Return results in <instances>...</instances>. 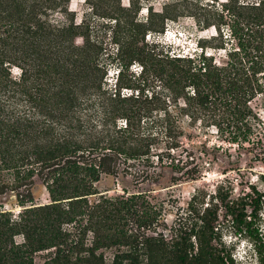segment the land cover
Segmentation results:
<instances>
[{
    "label": "trees",
    "instance_id": "1",
    "mask_svg": "<svg viewBox=\"0 0 264 264\" xmlns=\"http://www.w3.org/2000/svg\"><path fill=\"white\" fill-rule=\"evenodd\" d=\"M86 1L114 23L115 52L104 53L86 22L68 17L70 0H0V194L30 189L39 177L50 196L28 206L21 193L17 218L0 209V264H35L34 253L49 248L55 255L43 264H221L215 200L226 202L237 231L254 234L264 208L255 185L254 197L231 203L221 186L212 202L197 189L166 236L145 231L162 217L147 192L125 186L108 195L96 183L104 173L139 180L159 166L197 179L195 149L202 158L224 143H262L264 0H181L163 7L160 23L153 12L141 21L135 1ZM185 14L213 29L198 40L199 52L170 54L146 41L143 28L160 31ZM112 63L119 67L109 83ZM89 233L94 245L85 248ZM113 244L130 247L107 262L97 250Z\"/></svg>",
    "mask_w": 264,
    "mask_h": 264
},
{
    "label": "rangeland",
    "instance_id": "2",
    "mask_svg": "<svg viewBox=\"0 0 264 264\" xmlns=\"http://www.w3.org/2000/svg\"><path fill=\"white\" fill-rule=\"evenodd\" d=\"M122 5L128 7L131 1H135L139 6L138 18L141 21H146L151 12L154 15L155 21L160 23L159 12L162 11L165 5H172L181 0H119ZM151 9L148 10L147 8ZM70 13L68 17L74 18L80 23L82 20L86 22L87 28L84 31L90 33L92 37L102 42L104 45V53H112L116 51V43L112 40L114 32V23L109 18L102 16L103 7L93 9L91 4L86 0H70ZM55 19L65 20L61 13L54 15ZM159 25V24H157ZM158 27V26H156ZM145 39L148 43H156L158 49H165L170 54H194L200 51L198 40L208 37L212 34L213 29H202L195 19L188 15H182L175 19H167L165 26L161 30H146ZM81 41V40H79ZM222 56V54H217ZM108 71L109 83H114L119 67L117 63H112ZM131 71L138 74L140 72L139 61L134 60ZM264 118V112H263ZM262 143L254 148L248 145L239 148L237 145L224 143V149L216 150L215 153L202 155L199 158V150L196 161L203 165L201 170L203 173L198 175L197 179H190L171 169L168 166H159L149 171L150 175L146 178L136 179L135 176L129 173L119 174H102L100 180L96 183L98 191L108 192V195L123 193V187H127L129 191L143 190L149 195V199L156 203L162 212L161 222L154 228L145 230L149 234H156L153 230L165 232L166 236H170L173 228L179 222L180 213L187 211L188 203L191 196L198 190L206 192L205 201H213V194H210L219 186L223 196H226V201H237L242 197H254L256 190L264 191V184L261 175L264 174V131L259 135ZM211 138V137H210ZM206 139L205 135L195 137L194 141ZM187 143L188 140L184 138ZM220 143L213 139L212 143ZM210 161V164L207 163ZM189 166H192L190 164ZM141 165L136 169H142ZM133 171V170H132ZM6 182H12V175H6ZM21 193L24 194L27 205L45 203L50 200L49 192L44 182L36 177L30 189L21 188L19 190H7L6 193L0 194V209H6L12 213V216L17 218L20 211L23 209L19 198ZM99 194L90 197L91 201L99 199ZM225 201L215 200L217 204L218 223L221 229L218 247L222 250L224 261L221 264H264V208L258 214V219L254 224V234L250 232H239L236 230L232 222V216L227 212ZM250 210V208H248ZM70 228V226H66ZM167 228V229H166ZM127 229L136 231L137 226L130 223ZM166 229V230H165ZM93 235L89 233L85 240V248L92 247ZM18 242L23 241L22 235H17ZM109 245V244H108ZM129 245L113 244L111 246H101L97 253L104 255L107 262H111L115 253L120 250L129 249ZM55 248L39 250L34 253L33 261L35 264H43L55 255ZM232 259V260H231Z\"/></svg>",
    "mask_w": 264,
    "mask_h": 264
}]
</instances>
